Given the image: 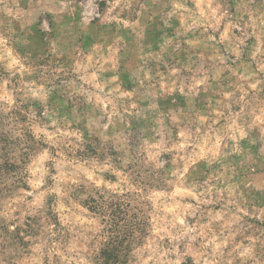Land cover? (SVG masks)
I'll return each instance as SVG.
<instances>
[{
	"label": "rangeland",
	"instance_id": "obj_1",
	"mask_svg": "<svg viewBox=\"0 0 264 264\" xmlns=\"http://www.w3.org/2000/svg\"><path fill=\"white\" fill-rule=\"evenodd\" d=\"M0 264H264V0H0Z\"/></svg>",
	"mask_w": 264,
	"mask_h": 264
}]
</instances>
